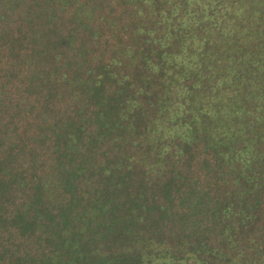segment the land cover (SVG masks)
<instances>
[{"label":"trees","instance_id":"obj_1","mask_svg":"<svg viewBox=\"0 0 264 264\" xmlns=\"http://www.w3.org/2000/svg\"><path fill=\"white\" fill-rule=\"evenodd\" d=\"M0 264H264V0H0Z\"/></svg>","mask_w":264,"mask_h":264}]
</instances>
